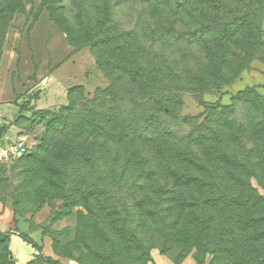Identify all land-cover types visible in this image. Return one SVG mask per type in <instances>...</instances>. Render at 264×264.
Returning a JSON list of instances; mask_svg holds the SVG:
<instances>
[{"label":"rangeland","instance_id":"374dc122","mask_svg":"<svg viewBox=\"0 0 264 264\" xmlns=\"http://www.w3.org/2000/svg\"><path fill=\"white\" fill-rule=\"evenodd\" d=\"M138 3L144 4V0H0V57L5 51L8 33L14 38L19 32L30 43L29 32L42 19L65 38L75 60L72 62L75 72L69 79L62 84H51L50 75H45L44 31L40 27L33 34L35 54L30 50L36 72H32L28 83L24 84L31 87L26 95L29 100L26 113L11 124L18 130L17 137L1 148L19 146L18 153L0 158V264H152L155 257L172 264L187 260L192 264H264L261 216L264 203L255 205L250 220L242 222L239 218L240 223H230L225 236L220 235L221 224L209 221L193 202L186 201L181 205L178 219L172 216L155 226L127 221L121 227L103 230L93 222V217L89 218L87 204L108 209L115 205L103 199L96 186L88 193L80 190L74 197L66 194V187L58 183L48 168L44 176L30 179L29 171L38 164L37 156L43 151V136L51 127V116L67 106L69 99L82 96L90 99L108 86V77L96 65L97 49L109 46L111 61L124 58L128 64L132 63V52H136L138 65L154 85L157 82L155 92L169 75L177 80L214 77L218 73L215 66L223 64V51L236 53L228 55L231 63L243 54L235 50L239 33L236 30L231 33L233 38L226 48L205 39L199 51L194 48V54L178 51L183 43L173 49L166 39L168 35L182 39L181 35L188 31L196 34L198 17H190L188 10L180 11L177 21L183 24L174 30L175 18L142 11ZM259 24L261 53L250 58L234 83L216 92L180 93L174 101L176 114L196 116L206 105L219 100L222 93L234 95L246 87L264 84V14ZM12 38H9L11 48ZM49 44L54 54L63 52L58 42ZM13 51L19 55L16 47ZM4 56V64L12 65L11 51ZM20 58L23 75L30 62L26 48H22ZM169 59L171 68L167 66ZM186 61L197 64V68L185 71ZM36 62L40 63L39 69ZM257 92L263 94L264 90ZM222 101L227 103L229 97H222ZM93 155L96 157L98 153ZM251 183L264 198V191L258 188L256 181ZM242 238L247 245L242 243ZM135 239L139 240L143 251L135 246Z\"/></svg>","mask_w":264,"mask_h":264},{"label":"trees","instance_id":"16d2710c","mask_svg":"<svg viewBox=\"0 0 264 264\" xmlns=\"http://www.w3.org/2000/svg\"><path fill=\"white\" fill-rule=\"evenodd\" d=\"M138 4L142 11L175 18L174 30L183 24L177 21L180 11L198 17L196 34L188 31L182 39L168 35L173 49L183 43L178 51L194 54L205 39L226 48L236 30L240 34L235 50L243 54L231 63L228 55L236 53L223 51V64L215 66L214 77L177 80L169 75L155 92L157 82L154 85L138 65L136 52L128 64L124 58L111 61L109 46L97 49L96 65L108 77V86L90 99H69L51 116L30 179L44 176L48 168L66 187V194L74 197L96 186L102 198L115 205L108 209L87 204L89 218L103 230L127 221L155 226L172 216L178 219L186 201L193 202L209 221L221 224L220 235L225 236L230 223L250 220L255 205L264 203L251 183L255 180L264 191V93L257 92L264 86L246 87L234 95L222 93L196 116L176 114L174 101L180 93L204 94L231 85L250 58L261 53L259 21L264 0H144ZM167 64L172 67L170 59ZM197 66L186 61L183 69L194 71ZM224 96L229 97L227 103L222 101ZM25 107L20 108L26 111ZM4 131L0 128V137ZM261 216L264 222V209ZM241 241L247 245L245 238ZM135 246L144 250L138 239Z\"/></svg>","mask_w":264,"mask_h":264},{"label":"crops","instance_id":"0c3cea01","mask_svg":"<svg viewBox=\"0 0 264 264\" xmlns=\"http://www.w3.org/2000/svg\"><path fill=\"white\" fill-rule=\"evenodd\" d=\"M42 28L43 33V46L45 52V65H46V74L50 75V82L53 85L62 84L65 80L69 79V76L72 72H75L74 69V57L73 50L67 44V41L61 34H58L55 31V27L50 25H46L42 19L37 22V24L31 29L29 32L30 43L26 36L23 37L22 34L17 32L16 37L12 38L10 33H8L7 43L5 45L6 48L2 56L0 57V128L4 127L5 131L0 137V149L3 148L4 145L13 141L17 135L18 130L13 123V120L18 119L24 113V110H21V105H27L29 101L26 98L28 90L31 88L24 84L28 83V79L32 72H36L35 67L32 63V52L34 53L32 46V37L35 32L38 31L39 28ZM9 38H12L10 43H12L13 48L9 45ZM50 42H58L61 46H63V52L61 53H53L51 49ZM49 44V50L47 49V45ZM18 49L19 55L13 51L14 48ZM30 47V48H29ZM22 48H26L29 51V69L26 73L21 75V52ZM31 49V50H30ZM11 51L13 55V63L10 65L4 64V55L6 52ZM35 54V53H34ZM19 56V58H18ZM60 60V61H59ZM59 61V62H58ZM37 63V62H36ZM40 63H37L38 69ZM70 66L71 68H68ZM77 66V70H78ZM37 69V73H38ZM19 70V72H18ZM45 75L43 77H45ZM42 77V78H43ZM252 86H264V84H255ZM250 86V87H252ZM152 264H172L170 261L163 260L160 257H155L153 259ZM182 264H192L190 261H185Z\"/></svg>","mask_w":264,"mask_h":264},{"label":"built area","instance_id":"2783aa9c","mask_svg":"<svg viewBox=\"0 0 264 264\" xmlns=\"http://www.w3.org/2000/svg\"><path fill=\"white\" fill-rule=\"evenodd\" d=\"M19 146H11L8 149H0V158H8L11 155L18 153Z\"/></svg>","mask_w":264,"mask_h":264}]
</instances>
